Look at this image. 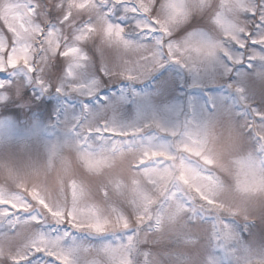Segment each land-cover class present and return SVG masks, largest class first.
Segmentation results:
<instances>
[{
	"label": "snow or ice",
	"instance_id": "obj_1",
	"mask_svg": "<svg viewBox=\"0 0 264 264\" xmlns=\"http://www.w3.org/2000/svg\"><path fill=\"white\" fill-rule=\"evenodd\" d=\"M121 7L135 17L133 31L148 37V43L129 38L126 26L113 21ZM211 7L207 0H58L48 12L53 20L59 15L58 27L42 21L40 5L31 0H0V21L10 34V38L0 36V75L23 68L30 81L48 91L53 85L45 78L46 65L63 57L68 64L55 92L91 96L98 92L100 81L81 80L89 62L84 49L89 41L117 58V65L106 67L105 74L128 80L149 75L166 60L189 71L201 67L231 71L224 61L239 65L245 58L233 48L247 49L251 41L264 49V4L247 5L245 0H220L215 6L212 22L219 31L218 39L204 33L173 38V32L193 12ZM258 8L260 31L254 32L240 16L247 12L257 15ZM77 17H81L78 25ZM66 24L72 25L70 34H65ZM247 58L264 65V52L254 51ZM255 74L264 77V67ZM12 83L0 80V89ZM235 91L242 94L244 89ZM83 110L88 112L89 106L85 104ZM152 127L177 139L162 144L140 138ZM256 135L261 152L244 156L235 144L194 119L186 122L182 132L165 127L156 118L135 125H118L106 118L80 122L75 136L66 142L67 152L64 144H57L43 164L15 176L5 166L14 185L10 191L0 187V221L11 230L5 239L15 241L17 233L27 232V225L46 223L92 234H118L119 238L66 250L62 241L68 232L25 234L22 251L9 253L3 264L9 260L20 264L36 253L51 258L54 264H76L74 251L83 255L84 264H134L133 251L142 240L170 230L179 238V230L188 220L205 222L217 243H223L231 236L228 217L248 220V205L264 201V132ZM223 174L233 178L230 187L221 180ZM21 213L31 214L22 217ZM143 264H149L147 257Z\"/></svg>",
	"mask_w": 264,
	"mask_h": 264
},
{
	"label": "rangeland",
	"instance_id": "obj_2",
	"mask_svg": "<svg viewBox=\"0 0 264 264\" xmlns=\"http://www.w3.org/2000/svg\"><path fill=\"white\" fill-rule=\"evenodd\" d=\"M23 3L25 0H12ZM40 5V19L46 23H56L59 27V15L56 20L48 16L58 0H31ZM213 7L193 12L188 20L174 32L173 38L182 40L190 33H204L212 39L219 38V31L212 22V13L220 0H207ZM247 5L264 4V0H245ZM59 13V9H55ZM257 15L242 13L240 20L250 30L259 32ZM87 18V14H83ZM114 22L123 23L129 38L148 43V37L133 31L135 17L126 14L123 7L120 14H113ZM81 17H77L79 24ZM264 27V25H262ZM71 24L64 26L65 34H70ZM0 36L10 38L0 21ZM89 62L81 73V80L97 79L100 88L96 94L83 96L79 93H56L55 87L65 76L68 61L63 57L54 58L47 63L45 78L53 86L43 91L34 81H30L23 68L7 70L0 80H11L12 85L0 89V187L12 190L5 166L11 175L30 172L43 164L52 147L65 145L75 136L77 125L86 119H109L118 125H135L156 118L165 127L175 128L178 132L185 129L186 122L196 120L206 124L224 139L236 145L241 155H258L261 152L257 142V132H264V77L257 76L255 70L264 65L259 61H249L248 56L264 52L259 45L249 41L247 49L233 48V52L244 55L241 64L224 61L231 71L205 70L189 71L171 60L140 79L113 78L105 74L106 67H115L118 63L114 54L102 50L96 42L84 45ZM249 63L253 67L249 68ZM242 87L244 92L235 89ZM11 89V90H9ZM26 93V95H24ZM241 95L244 99L241 100ZM87 104L89 111L83 106ZM214 105V107H211ZM258 113L260 115H258ZM142 139L151 138L156 143L172 144L175 139L158 128H146ZM219 174V173H217ZM225 187H230L233 178L221 175ZM251 218L229 216L230 238L217 243L213 230L202 221L188 220L180 229V236L171 230L162 235H152L142 240L141 246L133 251L134 264H143L144 258L149 264H264V201L257 200L248 205ZM131 209H127L130 213ZM126 213V214H127ZM31 213H21L26 216ZM11 230L6 222L0 221V264L8 260L9 253L22 251L24 235L44 233L69 236L62 241L66 249L75 250L77 246L92 247L102 240L118 239V234H92L80 232L67 225L42 224L27 225L25 234L17 233L15 241H6ZM76 264H84V257L74 251ZM9 264L12 262L9 260ZM20 264H54L51 258L41 253L27 256Z\"/></svg>",
	"mask_w": 264,
	"mask_h": 264
}]
</instances>
